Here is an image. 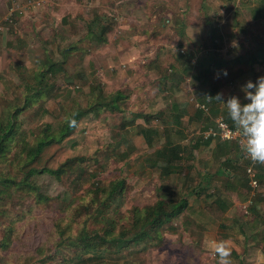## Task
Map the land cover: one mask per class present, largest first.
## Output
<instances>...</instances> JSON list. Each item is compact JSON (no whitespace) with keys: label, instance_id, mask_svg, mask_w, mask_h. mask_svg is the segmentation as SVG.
Segmentation results:
<instances>
[{"label":"rangeland","instance_id":"374dc122","mask_svg":"<svg viewBox=\"0 0 264 264\" xmlns=\"http://www.w3.org/2000/svg\"><path fill=\"white\" fill-rule=\"evenodd\" d=\"M261 2L0 0V19L8 9L15 12L11 32H0V123L14 107L19 109L10 143L0 156V241L7 238L0 246V264H79L77 250L68 245L54 250L63 235L71 238L81 228L100 230L102 224L93 219L98 209L115 224V233L128 230L131 209L162 196L174 203L185 199L186 206L158 229L160 242L103 251L99 260L81 256L80 264H217L210 247L221 240L232 249V264H264V224L258 226L264 211L254 217L242 208L247 189L240 191L237 205H225L220 222L209 220L202 210L207 195L218 194L224 203L230 200L222 187L225 174L214 175L229 165L222 161L226 155L216 141L206 145L201 140L199 131L206 122L195 117L192 105L209 87L225 102L236 96L244 104L241 87L256 82L251 75L257 67L264 72V60L258 64V48L264 49V12L254 10ZM93 20L94 25H108L102 43L86 38V25ZM63 46L65 52L60 51ZM47 59L60 63L64 71L44 83L43 94L32 104L23 105L25 92L42 84L36 72ZM114 91L125 96L119 112L103 106ZM176 103L186 105V114L178 125L167 124L164 116ZM74 111L82 114L77 126L28 163L26 151L43 137L44 127L46 134H55ZM139 127L156 131L164 140L186 146L196 141L198 146L188 149L174 174L161 177L143 159L160 143L146 146L136 134ZM228 147L232 150L233 144ZM202 161L205 170L209 167L207 192H199L196 175ZM61 164L69 167L63 166L57 176L48 174ZM25 179L36 191L26 187ZM117 180L122 188L105 196L101 190ZM100 201L107 207L101 208ZM58 226L63 229L59 235Z\"/></svg>","mask_w":264,"mask_h":264},{"label":"trees","instance_id":"16d2710c","mask_svg":"<svg viewBox=\"0 0 264 264\" xmlns=\"http://www.w3.org/2000/svg\"><path fill=\"white\" fill-rule=\"evenodd\" d=\"M263 1L260 3V6L257 7L255 12L261 13L264 12V0H258ZM260 10V11H259ZM6 15V13H3ZM94 21H91L86 25L85 28V35H87L86 38H89L90 41L93 43H102V35L103 32L106 31L108 25L106 24H99L97 23L94 25ZM2 24H4L5 27L8 28V32H11V29H13L15 25V12L13 11L11 15L8 16L7 21H2ZM5 33V34H6ZM5 46H9L5 44ZM86 46V45H84ZM66 46H63L60 51L65 52ZM63 49L65 51H63ZM73 49H76L73 47ZM86 49V48H85ZM61 52V53H62ZM85 51H83L82 54H84ZM258 53L260 54L261 61L258 62V64H262L264 60V49L262 47L258 48ZM64 57V56H61ZM190 57V56H188ZM42 67L44 68L42 71H39L37 69V76H38V82H42L41 85L37 83V85L33 88V90H29L28 92H25V98L23 105H30L32 102H34L37 98H39L43 93L42 90L45 88L44 83H46L47 80H52L53 77H55V73L62 72V66L58 62L50 61L47 59L45 63L42 64ZM264 76V75H263ZM196 77V76H195ZM194 78V77H193ZM201 85V83H198ZM25 89V88H24ZM26 89H29V87H26ZM205 92L201 93L200 100H195L194 103L203 104V107H194L195 109V117L202 116L205 119V122L203 126L201 125V129L199 131L200 134L207 130L208 128L213 129V120L217 115L221 114V118L226 124L234 128V125L232 121L228 117L227 109L225 105H223L225 100L218 101L215 99V96L219 93L216 88L209 87L205 89ZM125 99V96L121 92L114 91V94L110 96V99L107 103H105L103 106H106V109L109 111H120V100ZM223 99V98H221ZM224 102V103H223ZM222 103L223 108H219L218 105ZM192 104V105H193ZM185 104L176 103L173 104L170 107V110L168 112V115H165L164 118L167 119V124L172 125H178V119L181 116H184L186 114L185 110ZM19 109L17 107H14L12 112L8 115L7 119L5 120V123L3 125L0 123V156L3 154L4 149L6 146H8V142L10 143L12 134H13V117L15 114H18ZM81 113L74 111L69 115H66L63 122L58 124L56 133L54 134H46L45 131L47 130V127L45 126L43 129V137L41 139L36 140L30 148L26 151L25 158L27 159V162L29 163L34 157L38 156L42 152V150L52 144V142H59L63 137L67 136V134L72 130V127L68 126L67 121L70 119L78 120L79 117H81ZM139 116V115H138ZM135 118V117H133ZM162 122V121H161ZM149 132L152 134L150 135ZM136 134H139L143 137L146 146L151 147L153 145V142L156 141L157 143H160V147L153 149L152 152L149 154H145L144 156V162L147 166L150 168H153L157 171L158 176L161 177H168L171 174H174L178 168V165L182 164L183 161H185V156L189 154L188 149L189 148H195L198 146L197 142L195 141L191 146H186L182 143H175L172 140H169L167 137L162 139L161 135L157 133L156 131L149 130L148 128L139 127L138 130H136ZM204 144H208L211 141H216L217 147H222V153L225 155H228L230 153H236V155L239 156V149L237 147V144H233V149L231 150L228 144L230 141H217L213 140L210 137L202 138ZM232 143V142H230ZM236 144V145H235ZM233 151V152H232ZM185 154V156L183 155ZM122 156V155H121ZM127 155H123L122 158H125ZM222 161H228L227 158H224ZM248 163V161H247ZM246 163V164H247ZM244 164V163H243ZM255 170H256V179L260 185V180L264 179V165L260 164H254ZM253 165V166H254ZM63 166L65 168L69 167V164H61L59 167H57L53 171H47L48 174L52 176H57L59 173L63 171ZM242 169V168H241ZM31 170L27 171L28 175L31 174ZM223 173L225 174V179L222 183V187L225 188L227 186L228 182V172L225 166H222L221 169L217 171V173ZM243 174V169H242ZM216 171H214V174ZM227 174V175H226ZM196 175L199 176V178L203 177V179H208L210 176L204 174L203 176L198 172H196ZM218 175H216L217 177ZM241 178V177H240ZM243 180L241 182L247 183V180L244 178V175H242ZM238 179V178H237ZM21 183L24 182V180L20 181ZM25 184L27 183V180L25 179ZM122 181L117 180L115 182H111L108 185V190L102 189L101 191L105 193V196H111L115 191H119L122 188ZM210 185V183H209ZM248 185L246 184V187ZM32 192L36 191V186H32L28 184L26 186ZM208 188L207 186H203ZM199 190L202 191L204 188ZM195 188H192L194 190ZM164 197L155 200L152 204L146 205L140 208H132L130 211V224L129 228L121 229L114 232V225L111 221L107 222V219L101 215L100 211L101 209H98L95 213V217L93 219H96L98 223L102 224V227L96 230H92L90 232L86 231V229L81 228L78 230L77 234L69 238L68 236H62L57 242L54 244V250L57 249L58 245L60 246H67L69 248H73V250H77V256L79 264L82 262L79 260L81 256H86L85 260H99L102 257L103 251H110L117 252L118 250H122L124 248H127L130 245L138 244V242L145 243L146 246H155L158 242H160V236H159V228L162 226H165L171 222L173 217H176L186 206L185 199H180V201L174 203L173 201H163ZM207 202L202 205V210L204 211L205 215L209 217V220L213 222H220L221 219H223L222 214L223 210L225 209V203L223 202V199L216 195H207ZM106 201H100V207L106 208L107 204ZM248 212L251 215L255 214V208L253 203L249 206V208H246ZM95 221V222H96ZM105 221L107 223H105ZM219 227H221L219 225ZM59 228V226H58ZM11 229V226L7 227V230L9 231ZM10 232V231H9ZM57 235L63 232V229H58ZM8 237V236H7ZM67 237V238H65ZM6 238V237H5ZM7 239V238H6ZM6 239H3L0 241V246L3 247ZM152 240H155L152 242ZM67 241V243H65Z\"/></svg>","mask_w":264,"mask_h":264},{"label":"clouds","instance_id":"9594fccd","mask_svg":"<svg viewBox=\"0 0 264 264\" xmlns=\"http://www.w3.org/2000/svg\"><path fill=\"white\" fill-rule=\"evenodd\" d=\"M222 71L226 76L227 70ZM241 90L247 103L241 104L236 96H230L223 103L234 125L242 155L252 164L264 165V76L259 77L255 83L247 81ZM221 95L218 93L215 99L222 101ZM67 123L72 128L77 126L74 118ZM210 251L217 258V264H232V249L227 241H214Z\"/></svg>","mask_w":264,"mask_h":264},{"label":"crops","instance_id":"0c3cea01","mask_svg":"<svg viewBox=\"0 0 264 264\" xmlns=\"http://www.w3.org/2000/svg\"><path fill=\"white\" fill-rule=\"evenodd\" d=\"M257 68H256L255 72L252 73V75H251L253 77L254 81H256L259 77L264 75L263 70L262 71H257ZM243 101H244V103L248 102L246 99H244ZM230 142H232V141H230ZM230 142H228V144ZM234 143H236V142H234ZM234 143L232 142L231 144H234ZM236 144H237V147H238V149L240 151L239 144L238 143H236ZM239 153H240L239 156L236 155L235 152L234 153H230V154L225 156V158H227V160H228L227 164L229 165V166L226 167V169H227L228 174L232 178L231 181L227 182V186L224 188L225 189L224 192L226 194L229 193V195H230V200L228 202H226L225 205H230L229 207L237 205L238 201H239V199H237V197H238L240 191H245L247 189L249 193L247 194V197H246V199L244 201V203H246V205H244V203H243L241 206H244V208H249V206L253 203L254 208H255V214L253 216L254 217H258V216L261 217L260 213L264 211V179L260 180V185H259V183H258V181L256 179L257 188L254 191H252V192H251L249 186L246 187V184L248 185V183L241 182L243 180L242 175H244V174H242L241 171H242L243 167L246 165L247 160L242 155L241 151ZM183 155L185 156L184 153H183ZM230 155H233V157H229ZM205 165L206 164L204 163V161H202L201 162V170L199 171V173L202 176L208 171V168H209L208 166H206V170H207L206 171L205 167H204ZM218 170L219 169H217V171ZM217 171H216V173L214 175H217ZM253 171H254L253 174L255 175V178H256L257 174H256V170H255V165L253 166ZM218 174H220V173H218ZM244 178L246 179L245 175H244ZM199 181L201 182L202 187L204 185L208 187V188L203 187L204 189L202 191H206V192L210 191L209 179L206 180V179H203V177L202 178L200 177ZM202 187L200 189H202ZM252 200H253V202H252ZM226 213H224V216L229 215L228 213L227 214ZM257 214H258V216H257ZM260 222H262V223H258V226H260V224H262V225L264 224V221H260ZM220 224H218V226ZM254 225H255V223L252 224V226H254ZM252 226L249 227L250 230L252 229ZM263 227H264V225H263ZM238 233H240L241 235H244V231L243 230H240V232H238ZM250 239L252 240V238H250Z\"/></svg>","mask_w":264,"mask_h":264},{"label":"built area","instance_id":"2783aa9c","mask_svg":"<svg viewBox=\"0 0 264 264\" xmlns=\"http://www.w3.org/2000/svg\"><path fill=\"white\" fill-rule=\"evenodd\" d=\"M12 12H13V10L8 9L5 17L3 19H0V32L2 31V33H6L8 31V28L5 27L4 24H2V21H7L8 16L11 15ZM232 46L233 45L230 44V48H232ZM193 106L194 107H198V106L203 107V104L194 103ZM202 136L206 139L208 137H210L211 139L217 140L219 142H221V141H232V142L238 143V138L235 136V128L229 127L226 124V122H224L220 118H215L213 120V129L208 128L207 130L202 132ZM229 137H232V138H229ZM246 160L248 161V163L243 168V174L245 175V177L247 179L248 186L252 192L257 188V181L255 178V175L253 174L254 173V171H253V165L254 164H252L248 159H246ZM244 205H246V203ZM242 208H244V206H242Z\"/></svg>","mask_w":264,"mask_h":264}]
</instances>
